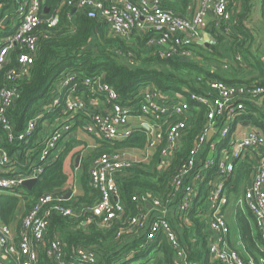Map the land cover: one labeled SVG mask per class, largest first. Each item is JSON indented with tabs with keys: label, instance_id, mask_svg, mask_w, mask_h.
I'll use <instances>...</instances> for the list:
<instances>
[{
	"label": "built area",
	"instance_id": "built-area-1",
	"mask_svg": "<svg viewBox=\"0 0 264 264\" xmlns=\"http://www.w3.org/2000/svg\"><path fill=\"white\" fill-rule=\"evenodd\" d=\"M43 3L44 0H12L8 6L0 5V195L16 198L17 208L21 209L15 224L14 220L9 224L0 221V264H40L41 256L50 264H97L100 259L93 249L78 247L68 257L66 243L59 235L48 238L49 222L55 215L81 218V229L97 227L108 231L120 222L115 240L138 247L123 252L109 264H158L163 258L158 240L172 251L173 264H195L187 259L180 229L181 224L190 226L189 213L193 209L200 213L211 263L264 264V132L254 129L232 138L230 133L233 120L246 114L245 102L257 104L264 97V77L259 86H228L210 80L200 95L164 92L148 85L139 91L137 103L123 105L102 76L84 78L64 73L58 77L42 112L17 132L8 114L20 98L17 82L28 79L37 54L36 31ZM62 5L88 18H99L112 36L122 40L129 41L133 35L149 36L145 49L152 56L194 64H203L195 45L202 42L208 19L217 47L226 50L233 36H238L233 18L241 13L239 0H198L191 17L176 15L164 8L161 0H62ZM57 18L49 19L47 26L53 27ZM12 51L17 53L16 63L5 71ZM232 59L244 64L241 53H235L230 61L222 58L221 62L227 64ZM259 61L264 70V55ZM202 108H206L204 128L172 176L167 193L161 198L133 196L138 213L123 222L126 211L118 180L132 167L148 164L157 152V171H166L185 141L194 113ZM259 109L264 113V99ZM55 111H59V117L48 128L36 132L41 118ZM132 119L136 120L134 125ZM74 128L109 145L128 139L136 128L147 136L142 150L102 152L92 159L88 169L90 185L99 199L84 218L80 217L84 209L62 204L67 184L38 198L25 195L26 188L22 186L25 181H38L45 167L57 158L59 144ZM4 140L12 146L28 145L24 161L9 155L2 146ZM221 146V153L216 154ZM249 152L259 157L251 165L254 168L249 183L237 196L236 209L231 211L226 185L238 161ZM238 212L251 218L257 235L255 257L243 254L239 237L232 239L228 217L232 214L235 218Z\"/></svg>",
	"mask_w": 264,
	"mask_h": 264
},
{
	"label": "trees",
	"instance_id": "trees-1",
	"mask_svg": "<svg viewBox=\"0 0 264 264\" xmlns=\"http://www.w3.org/2000/svg\"><path fill=\"white\" fill-rule=\"evenodd\" d=\"M161 1L164 8L179 16L186 14L190 3V0ZM253 1L241 0L243 12L241 11L234 17L235 31L240 37L233 36L231 44L225 50L230 58L235 53H241L244 64L240 65L233 62L234 65L232 63L223 65L222 68L226 72H221L219 68L215 67L212 70V67L211 69L209 67L211 63L218 64V61L220 62L223 58L217 52L218 42L208 49L202 45H195L197 55L202 58L206 65L194 64L181 59L163 60L152 56L145 49V43L149 36L143 38L133 35L129 41L122 40L112 36L108 27L99 18H88L83 12L72 13V8L62 5V0H44L41 24L36 31L39 35L37 54L28 79L17 82L20 98L8 114L14 129L17 132L22 131L29 119L42 112L43 106L48 103L50 92L55 88L58 77L64 73H76L84 78L102 76L104 81L117 92L123 105L137 103L139 91L148 85L164 92L195 93L197 95L203 94L206 89V82L210 80L238 87L262 85L264 70L258 57L246 45L251 39V35L243 27ZM261 2L264 16V0ZM11 3L12 0H0V5L6 4L8 6ZM55 16L58 17L56 24L53 27H48L47 21ZM91 45H94V49H88ZM119 57L133 61L134 65L124 64ZM16 58L17 53L12 51L10 64L5 68V71L9 70L10 66L15 65ZM80 90L82 88L78 92ZM86 95L89 93L86 92ZM245 105L247 107L246 114L238 119L252 121L255 127L264 131V113L251 102H245ZM194 114L185 141L166 171H157L156 167L159 161V152H157L148 164L132 167L118 180L120 197L126 211L123 222L127 221L129 216L138 213L136 204L132 202L133 196L148 194L152 198H161L167 193L172 176L186 160V156L193 148L195 138L204 128L206 108H202ZM57 117H59V111L45 114L39 121L36 132L41 130L43 122H54ZM97 143L99 144L95 151L97 155L105 150L108 152L142 150L147 144V136L143 131L135 129L128 139L116 142L114 145H109L101 140H98ZM80 145L79 141L71 138L59 152L57 158L45 167L32 188L30 190L25 189V195L38 198L61 189L67 182V176L63 171L64 161ZM2 146L10 156L15 155L18 160L24 161V150L28 145L12 146L4 140ZM94 158L95 156L92 157V159ZM92 159L84 160L83 164H81V159L79 165L82 172L83 195L75 199L72 197L62 203L67 208L84 209L80 216L82 218L88 215L87 210H90L99 199V194L90 185L88 169ZM251 172L252 166L247 160L237 164L236 171L227 184L230 193L236 195L241 187L249 181ZM17 205L18 200L16 198L0 195V221L2 223L9 224L12 221ZM80 219L63 218L55 215L49 222L48 238L51 239L55 235H59L66 243L68 257H71L78 247L93 249L100 259L97 264H109L123 252L138 247L135 243L123 244L121 241L115 240V233L121 225L120 222L115 224L112 229L104 231L97 227L81 229L78 226ZM200 220L199 211L193 209L189 213L190 226L180 225L183 234L182 245L186 248L187 259L195 264H217L208 260L206 235ZM235 221L240 239L247 250H243V254L255 257L257 235L251 227L250 216L238 212ZM191 238L195 241L191 242ZM159 242L161 243L159 251L163 258L158 264H173L174 255L172 251L164 241L158 240ZM40 264L50 263L41 256Z\"/></svg>",
	"mask_w": 264,
	"mask_h": 264
},
{
	"label": "rangeland",
	"instance_id": "rangeland-1",
	"mask_svg": "<svg viewBox=\"0 0 264 264\" xmlns=\"http://www.w3.org/2000/svg\"><path fill=\"white\" fill-rule=\"evenodd\" d=\"M242 2L240 1V4ZM261 0H254L251 4L252 7H251V10H250V13L248 15L247 18H245L244 20V23H243V27L250 33L251 35V39L248 41V43L246 44L247 47L250 48V51L255 55V56H258L260 54H264V16L262 14V8H261ZM241 11L243 12V9H241ZM234 20V18H233ZM235 21V20H234ZM239 36V35H238ZM240 37V36H239ZM134 41V40H133ZM94 45H91L88 47V49H94L93 48ZM217 52L220 54V55H223V58L226 60V61H229V59L231 60L230 56L225 53V48H222L221 46L217 49ZM119 59L124 62V64L126 65H129L130 61L126 60V58L124 57H119ZM128 62V64H127ZM231 63L233 64V59L231 61ZM131 64V63H130ZM227 64H230V63H227ZM203 65H206L205 62H203ZM224 66H226V64H224V62H219L218 61V64H215V63H211V67H212V70L216 67V68H219L221 70V72H226V70L224 68H222ZM234 65V64H233ZM130 66H133L132 64ZM246 76V75H245ZM248 77V76H247ZM47 126V128L50 126V122L48 121H45L41 124V127L42 128H45ZM76 131L77 134L80 133V139L77 140L75 138V135L74 132ZM70 134H73L74 136L71 137L77 141H79V143H81L80 146H78L77 148H75L72 152H71V165H70V169L72 171V177L69 179V182L68 184L66 185V188H67V191L68 193L72 192L73 195H75V187H74V183H75V175H74V172H73V166L75 165V160H76V157L80 156V160H79V163L78 165H80V162H81V159H82V163L83 164V161L84 160H88L89 159H92V157L95 156V158L99 155L96 154V148L97 145H99L97 143V141L92 138L89 134H87L86 132H83V130H78L76 128H74L72 130V132ZM69 136V135H68ZM84 140V141H82ZM66 143L68 142L67 140L65 141ZM60 145V144H59ZM63 149V147H62ZM61 152V151H60ZM102 152H108V151H102ZM101 152V153H102ZM100 153V154H101ZM97 155V156H96ZM140 155V154H138ZM92 161V160H91ZM254 168V164H253V167L252 169ZM80 175H81V178H82V173L80 171ZM79 176V174H78ZM76 186H79V184H76ZM77 196L75 195L74 196V199L76 198ZM233 197H236V196H233ZM21 216V209L17 208L16 209V212H15V217H20ZM229 218H232L231 216H229ZM232 233L233 235L235 236L236 235V230L235 229H232ZM239 250H241L242 248H238ZM244 250H246V248L244 247ZM246 257V256H244Z\"/></svg>",
	"mask_w": 264,
	"mask_h": 264
},
{
	"label": "crops",
	"instance_id": "crops-1",
	"mask_svg": "<svg viewBox=\"0 0 264 264\" xmlns=\"http://www.w3.org/2000/svg\"><path fill=\"white\" fill-rule=\"evenodd\" d=\"M239 1H241V0H239ZM197 2H198V0H190V3H189V6H188V9H187V11H186V14L185 15H181V16H183V17H191L192 15H193V12H194V10H195V8L197 7ZM163 3H164V1H163ZM241 9H242V5H241ZM76 12H78V11H76ZM208 22H209V25H208V27L206 28V30L203 32V36H202V42H200V45H202V46H204V48L205 49H208L211 45H215L216 43H215V40L213 39V37H212V32H213V30H212V27H211V21H210V19H208ZM212 40H214V41H212ZM209 43V47H207V44ZM226 53V52H225ZM262 55H264V54H260V55H258L257 57H258V59L260 60V57L262 56ZM223 56V55H222ZM229 61H230V59H229ZM228 63H231V62H228ZM240 65H243V64H240ZM256 107H260V100H259V103H257V104H254ZM242 116V115H241ZM241 116H238L236 119H234L233 120V122H232V127H231V131H230V133H231V138L233 137V136H237V137H241V136H243V135H245L248 131H250V130H258V131H263V130H261V129H258L257 127H255L253 124H252V121H249V120H241V119H238V118H240ZM256 117V116H255ZM237 119H238V121H237ZM240 120V121H239ZM131 123H132V125H134L135 123H136V120L135 119H132L131 120ZM263 126H264V121H263ZM79 130V129H78ZM74 132H76V131H74ZM264 132V131H263ZM74 135H75V138L77 139V140H79L81 137H80V133L79 134H77V132L76 133H74ZM73 134H70L69 136H67V137H65L64 138V140H63V142L61 143V145H59V148H60V151L62 150V147H64V145L66 144V140L67 141H69L70 139H71V137H73L74 136ZM93 138V137H92ZM96 140V139H95ZM82 141H84V140H82ZM96 141H98V140H96ZM226 143H224V145H225ZM223 145V146H224ZM223 146H221V147H218V151H217V153L216 154H219V153H221V151L222 150H220V148H222ZM259 157V154H257V153H251V152H249V154H247V156L246 157H244L242 160H240V161H238V164L239 163H241V162H244V161H248V163L249 164H251L252 165V163H253V161L255 160L256 161V159ZM71 153L66 157V159H65V161H64V164H63V171H64V173H65V175L67 176V182H66V184H68V182H69V179L72 177V171H71V169H70V165H71ZM73 172H74V175H75V183H74V187H75V195L77 196V197H81L82 195H83V190H82V187H81V175H80V169H79V165H78V167H77V164L75 163V165L73 166ZM82 173V172H81ZM252 173V172H251ZM78 174H79V176H78ZM250 178H251V174H250V177H249V181H250ZM249 181L247 182V184L249 183ZM76 184H79V186H76ZM246 184V185H247ZM246 185H244V186H242L241 187V189L239 190V192L235 195V194H233V193H230V188H228V186H227V191H228V193H230V210L231 211H233V210H235L236 209V204H237V199H238V195L241 193V191L243 190V188H245V186ZM71 193V192H70ZM68 194V193H67ZM75 195H73V193H72V197L74 198V196ZM233 196H236V197H233ZM71 197V198H72ZM235 205V206H234ZM231 217L232 218H229V226H230V230H231V236H232V239L234 238H237V237H239L240 238V236H239V230H238V227H237V224H236V221H235V218H234V215H232L231 214ZM12 220H14L13 221V223L15 224L16 222H17V217H15L14 216V218L12 219ZM251 227H253V224L251 223ZM232 229H235L236 230V235L234 236L233 235V233H232ZM253 229H254V227H253ZM233 239V240H234Z\"/></svg>",
	"mask_w": 264,
	"mask_h": 264
},
{
	"label": "water",
	"instance_id": "water-1",
	"mask_svg": "<svg viewBox=\"0 0 264 264\" xmlns=\"http://www.w3.org/2000/svg\"><path fill=\"white\" fill-rule=\"evenodd\" d=\"M74 12H75V10L73 9V10H72V13H74ZM6 22H7V21L5 20L4 24H6ZM212 41H214V40H212ZM208 45H209V43L207 44V47H209ZM263 99H264V97H262V98L260 99V102H262ZM142 128H143L144 130L149 131V129H148L147 127H145V126L142 127ZM136 129H138V128H136ZM211 136H212V135H211V133H210L209 136H208V141L210 140ZM79 160H80V156L76 157L75 163L77 164V167H78ZM34 184H35L34 181H25V182L22 184V186H23L24 188H26L27 190H30ZM71 196H72V193H68V194H66L65 196L62 197V200L68 201V199H70Z\"/></svg>",
	"mask_w": 264,
	"mask_h": 264
}]
</instances>
